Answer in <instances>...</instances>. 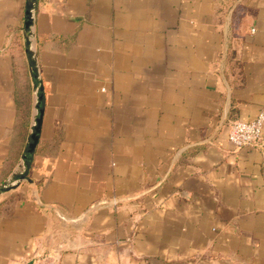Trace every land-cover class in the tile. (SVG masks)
I'll use <instances>...</instances> for the list:
<instances>
[{
    "label": "crops",
    "instance_id": "obj_1",
    "mask_svg": "<svg viewBox=\"0 0 264 264\" xmlns=\"http://www.w3.org/2000/svg\"><path fill=\"white\" fill-rule=\"evenodd\" d=\"M25 0H0V184L36 96ZM45 106L0 195V264H264V0H37Z\"/></svg>",
    "mask_w": 264,
    "mask_h": 264
},
{
    "label": "water",
    "instance_id": "obj_2",
    "mask_svg": "<svg viewBox=\"0 0 264 264\" xmlns=\"http://www.w3.org/2000/svg\"><path fill=\"white\" fill-rule=\"evenodd\" d=\"M37 0H25L24 17H23V37L24 51L29 68V74L32 81L34 93L36 96L35 113L30 132L25 144L21 161L17 170L2 184H0V195L16 188L22 181H29L28 176L31 168L35 150L39 141L42 117L45 106V92L42 79L39 74V69L36 61V53L33 47L35 10Z\"/></svg>",
    "mask_w": 264,
    "mask_h": 264
},
{
    "label": "built area",
    "instance_id": "obj_3",
    "mask_svg": "<svg viewBox=\"0 0 264 264\" xmlns=\"http://www.w3.org/2000/svg\"><path fill=\"white\" fill-rule=\"evenodd\" d=\"M264 127V110L251 120H234L230 124L228 140L238 147L253 146L262 140ZM42 264H60L55 260H47Z\"/></svg>",
    "mask_w": 264,
    "mask_h": 264
}]
</instances>
